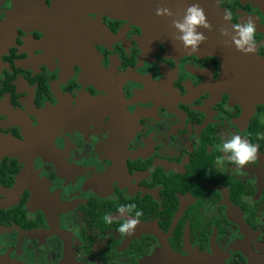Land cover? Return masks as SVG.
<instances>
[{
  "label": "flooded vegetation",
  "instance_id": "1",
  "mask_svg": "<svg viewBox=\"0 0 264 264\" xmlns=\"http://www.w3.org/2000/svg\"><path fill=\"white\" fill-rule=\"evenodd\" d=\"M203 1L251 19L264 58V0ZM55 6L0 0V264H264V104L234 100L213 54ZM229 134L256 160L224 159Z\"/></svg>",
  "mask_w": 264,
  "mask_h": 264
},
{
  "label": "water",
  "instance_id": "2",
  "mask_svg": "<svg viewBox=\"0 0 264 264\" xmlns=\"http://www.w3.org/2000/svg\"><path fill=\"white\" fill-rule=\"evenodd\" d=\"M56 11L62 15H73L78 22L84 23L86 13H104L110 16L128 18L144 30L146 40L163 41L167 48L178 53H207L219 58L221 63V84L232 98L245 106L248 113L254 109V104H264V58L257 54L236 50L231 43L230 35L221 36L220 30L232 31V22H226L222 17L224 10L208 1L191 0H53ZM197 3L204 11L209 27L199 28L205 39L197 50L184 48L175 37L172 20L179 19L185 8ZM157 8H167L171 16L156 15ZM52 26V25H50ZM64 27L69 25L64 23ZM71 27V26H69ZM203 264H213L216 257L202 256ZM173 264V262L171 263ZM220 264V263H219Z\"/></svg>",
  "mask_w": 264,
  "mask_h": 264
},
{
  "label": "clouds",
  "instance_id": "3",
  "mask_svg": "<svg viewBox=\"0 0 264 264\" xmlns=\"http://www.w3.org/2000/svg\"><path fill=\"white\" fill-rule=\"evenodd\" d=\"M156 15L171 16L172 12L167 8H157ZM226 22H231L232 16L228 11L224 12L222 17ZM172 27L175 30V39L180 42L182 47L197 50L200 43L205 39L204 34L199 31V28L209 27L203 9L197 4H189L183 15L179 19L172 20ZM255 32L256 25L251 19L240 23L232 24V31L228 33L225 29L220 30V35L229 36L231 43L236 50L242 53H251L255 48ZM264 136V132L257 134ZM220 151L223 158L237 169H242L245 165L253 162L257 158V146L249 142L246 138L239 134H229L221 137ZM220 163V161H217ZM135 205H122L117 209V212L127 216L119 226L116 232L120 234H131L134 231L135 225L139 222L138 218L141 213L133 209ZM111 215L105 216V221L111 223Z\"/></svg>",
  "mask_w": 264,
  "mask_h": 264
}]
</instances>
